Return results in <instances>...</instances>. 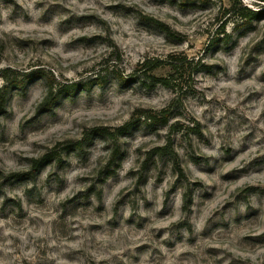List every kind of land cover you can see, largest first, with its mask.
Returning <instances> with one entry per match:
<instances>
[{
  "label": "rangeland",
  "instance_id": "374dc122",
  "mask_svg": "<svg viewBox=\"0 0 264 264\" xmlns=\"http://www.w3.org/2000/svg\"><path fill=\"white\" fill-rule=\"evenodd\" d=\"M231 3L0 0V264H264V13ZM169 55L180 87L143 86L139 65ZM169 139L175 161L149 156Z\"/></svg>",
  "mask_w": 264,
  "mask_h": 264
},
{
  "label": "trees",
  "instance_id": "16d2710c",
  "mask_svg": "<svg viewBox=\"0 0 264 264\" xmlns=\"http://www.w3.org/2000/svg\"><path fill=\"white\" fill-rule=\"evenodd\" d=\"M264 1V0H263ZM230 9L232 11H236L237 15L241 16L242 18L245 19H252L254 16H258L261 13H264L263 11L258 12V11H252L248 6L243 5L240 0H232V3L230 5ZM143 18L152 21L156 23L158 26L161 28L168 29V27L160 20L155 19L153 17L144 15ZM169 30V29H168ZM223 38L219 39L221 44H228L231 41V36L225 31L222 32ZM163 65L169 66L170 70L172 71V74L170 75H165V76H158L155 73V70L160 69L163 67ZM187 66L188 64L186 63V57H179L177 55H169V59L167 60H160V59H146L139 65V70L142 74V84L146 88L152 89L156 87L157 85H163L167 88H171L173 90H176V88L180 87L181 82L185 78V74L187 72ZM202 66H205V64H202ZM118 79L121 82H125L126 80L123 77H118ZM97 82L99 85L103 86L104 81H102L101 78H97L94 80ZM74 86L71 88H68V86H64L65 89H72L74 91L75 87L78 86L79 84H73ZM74 88V89H73ZM57 100V94L54 92L53 89V84H50L48 87V93L45 98V100L41 103L40 108H50V106L53 105V103ZM6 101H7V89L0 88V113H2L5 110L6 106ZM139 118H143V121L145 122H151L152 124H160V125H166L168 124V113L166 112L165 109H162L160 112L153 113V112H142L139 115ZM140 120V119H138ZM174 126V125H173ZM171 126V127H173ZM133 127V122H127L125 125L121 126L118 128V133H124L127 132L129 129ZM107 129H103L102 132H106ZM112 153H111V158L109 163L112 164L115 160L119 158L120 150L115 144ZM163 156V155H169L173 157V160L175 161V156H177L174 152L173 145L170 141L164 145H160L157 147H154L149 153V156ZM61 159L60 155H57L55 150H51L48 153L44 154L40 158H35L32 160V166L31 169L26 171V172H18L14 173V176L19 177V178H33L35 176L36 172L40 169L41 166L47 161H50L51 159ZM191 199H185V208H189L188 206L190 205Z\"/></svg>",
  "mask_w": 264,
  "mask_h": 264
}]
</instances>
